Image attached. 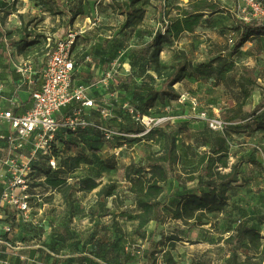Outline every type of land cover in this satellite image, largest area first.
<instances>
[{
    "label": "rangeland",
    "instance_id": "obj_1",
    "mask_svg": "<svg viewBox=\"0 0 264 264\" xmlns=\"http://www.w3.org/2000/svg\"><path fill=\"white\" fill-rule=\"evenodd\" d=\"M118 1L121 2L122 0H0V27H2L0 29H11L14 31L10 36L0 33V67L3 65L8 66L7 68L10 71V76L0 80V104L8 106V99L15 94L17 83L22 81V76L16 70L15 65L20 61L25 62L30 60L31 63L29 62L28 64H32L34 68L42 66L48 57L49 49H51L56 41L65 37L70 31L76 32L77 41L81 39L79 41L86 45L85 54L91 55L95 59L101 57L102 60H107V63L102 68L100 67L101 72L106 73L109 70H117V64H112V60L116 59L118 63H127V67L130 68L128 71L133 76H140V74H144L147 71L153 75H157L155 71L156 64L150 58L137 57L133 49H138V47L150 40L156 33L163 31L169 20L179 15L181 9L189 8L193 1L196 0H189L187 3L185 0H141L138 3V7L142 9L143 15L140 25L146 28V30H141L142 28L138 30H132L131 28L125 30L123 25L126 22L127 16L119 13ZM208 2L216 8L212 14H209L206 24L198 28V32L187 35L185 38L181 36L173 45L166 44L163 46L164 49L160 53V68L162 72L167 69L170 60L177 55V52L180 50L179 46L184 47L188 45L187 48L190 49L189 53L187 52L188 55H192L197 60L207 56V52H212L214 43L219 46L220 44L217 41L221 40V37L223 40L233 38V27L235 24L229 26L226 22L223 23V20L234 15L236 16L239 13L238 7L239 4L243 3L242 0H208ZM217 9L224 10L225 14H217ZM11 11H16V13L10 16L8 14ZM111 22L116 23L117 26L109 30L107 25ZM89 25L91 26L89 27ZM22 27L27 32L32 33L27 39L23 33L18 31ZM90 30L93 31L88 33ZM95 39L96 42H94ZM15 41H17L16 44ZM108 58L110 59L108 60ZM225 59L228 62L226 66H228L229 73L221 81L216 72H212V78L207 80V83L201 87L198 94H195L199 99V107H202V109H205L211 115L223 119L222 110L225 106L233 105L242 99V94L237 84L238 73L244 69H253V71L246 73L256 79L257 85L254 87L251 96L244 106V109L248 113L245 122L230 124L225 129L229 137L230 163L237 164L240 177L239 182L231 187L229 204L225 211L223 213H213L210 217L211 225L202 229L213 228L218 233H226V229L229 227L242 224L257 229L264 237V126L260 127V125L264 124V36L246 42L240 52L234 56H226ZM194 63L198 65L197 61H194ZM120 67H123L122 69L127 71L124 66ZM216 67L217 65L213 66L212 69H216ZM128 71L127 73H129ZM33 78L35 81L37 80L36 76ZM160 81V78L159 81H155L154 86L160 88ZM227 82L233 86L232 90L225 89ZM81 85L85 86L76 82V86ZM33 87L34 84H23L22 89L18 92L19 96L23 99L27 98ZM211 91H214V93H211ZM183 92L192 94L188 90H183ZM215 99L218 102L213 103ZM219 99L221 100L219 101ZM223 101H225L224 104L222 103ZM169 103L171 104V109L176 111V114L174 111L166 110L160 105L159 108L148 111L149 115L158 118L166 114L170 115L168 112L171 111V114H187L186 116L190 120L201 121L188 107L178 101H169ZM221 105L224 107L223 109L218 107ZM257 106L261 107L255 111V114H252L251 112ZM110 108L112 116L106 123L113 130H119V125L123 123L119 120V110L122 108H114L113 106H110ZM213 109L215 111L211 113ZM94 120L100 121V115L94 114ZM181 123L182 121L175 117L174 122L170 124V129L177 132ZM175 125H177V128ZM154 128H158V124H151L155 137L156 132ZM199 129L201 127L194 122L192 126L184 128L183 132L176 133L177 146L181 153L184 150L186 151V143H190V146H192L190 151L195 154L192 155L196 157L201 154L203 147H200L195 139ZM216 131L222 132L224 130ZM118 137L119 135L115 132V135L111 139H118ZM69 143L67 141L64 142L62 149L64 160L73 159L70 155L71 150L77 146L75 143ZM90 145L92 146V144ZM81 146L84 147L88 155L101 157L93 156L91 146H88V143ZM160 147L163 148L162 143ZM204 149L207 148L205 147ZM76 153L78 155V151ZM101 155L105 157V155ZM195 157H183L178 164L170 166L171 175L182 173V176L186 179L187 172L190 171L191 165L195 163ZM114 162H118L120 165L117 166L118 169L111 171H107L108 165H105L99 159L95 162V167L88 166V163L84 162L80 164L78 175L81 181L80 185H76L74 188L80 193L74 191L67 201L72 205L76 214L77 212L80 215H89L90 213L93 215L103 214V211L96 203L92 210L88 211L89 209L80 208L75 202L76 199L85 202L96 199V196L87 193V190L83 189L82 185L86 181L93 180L92 177L102 175L103 172H106V174H103L104 178L101 179L100 183L115 181L119 186L124 185V182H122L124 179L122 170L124 160L122 158L118 160L114 158ZM45 168L37 169L35 172L36 178H44V181H46L47 171H45ZM175 170L181 172L176 173L174 172ZM37 183L44 184L42 181ZM175 183L178 184L174 176H172L171 181L166 185L167 189L169 190V186ZM67 185L64 187L66 188ZM189 185L195 189V184ZM61 194L64 201V194ZM124 195L126 194L123 193ZM165 196L166 194L163 198ZM100 199L102 198L99 197ZM127 199L129 204L126 210H124V214H131L136 209L133 206L134 198L127 197ZM6 210L10 214L9 219L13 220V222H26L15 218L14 212L10 209ZM34 213L38 216L42 215V213L44 214L43 206L39 210L35 209ZM167 215H169L168 212L165 213V216ZM85 221H80L79 226L83 227V222ZM151 229H153V226H151ZM227 234H230V232ZM149 238L143 240V255L146 256V252L151 250L153 257H157L155 256V252H152L156 247L155 243L157 240L149 243ZM171 244L175 245L176 243L172 242ZM237 252V259L244 264H264V238L262 239V245L258 249L254 247L246 250L237 248Z\"/></svg>",
    "mask_w": 264,
    "mask_h": 264
},
{
    "label": "crops",
    "instance_id": "obj_2",
    "mask_svg": "<svg viewBox=\"0 0 264 264\" xmlns=\"http://www.w3.org/2000/svg\"><path fill=\"white\" fill-rule=\"evenodd\" d=\"M15 13L16 11H11L8 15L11 16ZM217 14L223 15L225 12H218ZM225 22L229 26L236 25L233 17L226 18L223 20V23ZM116 26L117 24L114 22L107 25L109 30L114 29L113 27ZM123 26L125 30L130 28L132 30H138L139 28L146 30L140 24L127 27L124 23ZM91 31L93 30L88 31V33ZM196 32H198V29L195 32L186 31L182 36L185 38L187 35L195 34ZM233 33H235V30H233ZM79 40L81 39H78L74 48L76 69L73 75V84L76 85L77 82L85 86H91L96 84L102 77V74H105L101 72L100 67L102 68L107 63V60H102L101 57L95 59L91 55L85 54L86 45ZM94 42H96V39ZM217 42L220 45L217 46L214 43L212 52H207V56L197 60L192 55L189 58L193 62L197 61L200 63L209 62L218 56H226L227 47L232 43V39L223 40L221 37V40ZM187 46H179L178 48L184 49L189 53L190 49ZM112 61V64H117L118 69L115 70L116 73L111 85L108 88L93 86V94L97 97L108 98L109 103L114 108L123 109L119 110L120 116L118 115L119 120L123 123L119 125V130L114 129L116 134L119 135L118 139L107 140L95 129H89V131L81 130L79 132H63L61 138L64 142L76 143V148L71 150L70 155L72 157L77 156L76 151L78 153L79 150L85 151L81 145L88 143V146H91L90 144H92V148L90 147L92 154L101 157H96L93 163H88V166L91 167H95V162L99 159L105 165H108L107 171L118 169L117 166L120 163H115L114 158L116 160L122 158L124 160L122 167L124 178L122 182H124V185L119 186L117 184L115 195L99 200L97 192L106 184V182L100 183L101 179L104 178L103 174H106V172H103L98 177H92L100 185L92 191H87V193L94 194L96 199L86 202L76 199L75 204L80 208H87L90 211L96 203L103 211L101 215H93L91 213L89 215H80L78 212L76 214L72 205L65 200L63 201L62 194L58 188L52 186L45 188L49 192V195L46 197L47 202L43 205L45 213L39 216L35 214L33 220L24 223H19L20 221L13 222V220L9 219L10 214L7 213L8 211L0 209L1 230L3 231L7 224L11 225L12 228L4 236L7 241L11 242L12 247H9L5 243H0V264H168L165 260V253L167 251H170L174 257V264H229L234 251L232 245L226 241L229 234H227L228 232L218 233L213 228L203 230L202 228L211 225V221L201 226H191L184 224L182 220L175 219L169 214L159 222L151 221L146 227L148 231L147 238H142L135 232L138 222L132 219V216L138 212L135 200L133 201V206L136 208L135 211L131 214H124V210H126L129 204L127 197L134 198L133 194L129 191L130 182L125 177L126 166L133 161L145 163L148 154L159 151L162 148L160 147L161 142L157 141V135L154 137L153 134H149L148 132L143 133L142 131L137 133L125 129L131 122L133 127L134 123L136 124L131 114V110L135 109L132 94L137 87L143 88L142 85H139L142 82L143 74L133 76L128 71L130 68L127 67V63H118L116 59ZM215 65H217V62L213 63V66ZM119 66H124L129 73L124 71L123 67L119 68ZM213 66L207 67L205 70L202 69V71L196 72L193 76L185 78L176 84V88L180 91L188 90L193 94H198V91L207 83V80L212 78V71L215 70L212 69ZM228 73V71L224 70L218 73V75L222 79ZM157 81H159L158 78ZM226 86L228 87H225L227 90L233 89V86L228 84V82ZM211 93H214V91H211ZM27 98L30 99L29 95ZM27 98H21V100L26 101ZM216 102L218 100H213V103ZM222 103L224 104L225 101ZM160 104L157 102L153 109L159 108ZM161 106L166 110L174 111L171 109L169 101L161 104ZM218 107L220 109L224 108L222 105ZM214 111L215 109L211 113H214ZM174 112L176 114V111ZM168 113L171 114V111ZM175 114H171V124L176 117L182 122L187 121L189 127L194 122L201 128L207 126L202 121L190 120L186 116L187 114ZM101 154L105 155V157ZM189 156L191 154L182 153V157L184 158ZM174 172L181 171L175 170ZM189 184H185L184 178H182L180 183L170 186L169 190L166 189L164 192L166 193L164 202L176 207L181 197L191 188ZM76 193L80 192L77 191ZM123 193L126 195L123 196ZM82 220L86 221L83 222L84 226L80 227L79 222ZM151 226H153V229H151ZM148 237H150L149 243L157 240L155 243L156 247L152 251L155 252V256L157 257H153L151 250L146 252V256L143 255V240H147ZM172 242L176 244L173 245L171 244Z\"/></svg>",
    "mask_w": 264,
    "mask_h": 264
},
{
    "label": "trees",
    "instance_id": "obj_3",
    "mask_svg": "<svg viewBox=\"0 0 264 264\" xmlns=\"http://www.w3.org/2000/svg\"><path fill=\"white\" fill-rule=\"evenodd\" d=\"M139 2L141 0L118 1L119 13L127 16L125 26H134L142 22L143 15L142 9L138 7ZM215 8L208 0L193 1L189 8L181 9L179 15L169 20L163 31L156 33L150 40L138 47V49H133L137 57L150 58L156 64L155 71L157 77L147 71L143 74L142 82L139 84L143 88L137 87L133 91L132 101L134 102V111L136 113L131 114L136 124L134 123L133 127L132 122L129 123L125 127L127 131L139 133L147 129L145 124L135 119V114L138 113L141 116L149 115L148 111L153 110L157 102L163 104L167 101H178L181 91L176 88V84L187 77L193 76L196 72L202 71V69L205 70L207 67L213 66L214 62H217V70L215 69L212 72H216V75L224 70L228 71L226 56L236 55L242 50L246 42L264 36V20L252 19L250 22H245L234 15L233 18L236 25L233 28L235 33L232 43L227 47L226 56H218L209 62H200L196 65L189 58L188 53L184 49H180L177 55L170 60L167 69L162 72L160 68V53L163 50V46L166 44L173 45L184 32H195L203 24H206L209 14H212ZM216 11L223 12L224 10L217 9ZM18 31L23 33L26 39L32 34L27 32L23 27L18 29ZM0 33L10 36L14 31L11 29H0ZM16 43L17 41H15ZM47 58L42 65L45 64ZM7 67L4 65L0 67V80L10 76V71ZM250 71H253V69H244L238 73L237 84L242 94V99L222 110L223 120L227 122H245L248 113L244 109V106L251 96L254 87L257 85L256 79L246 73ZM157 78L161 79L159 83L160 88L154 86ZM95 97L97 99L101 98ZM28 100L27 98L26 102ZM110 106L112 105L109 103ZM260 107L257 106L251 113L255 114V111ZM96 113L99 114V111L93 110L91 117L93 120ZM254 118L256 119L255 116ZM171 122L172 120L165 121L158 124V128H154L158 136L157 141L162 143L163 148L148 154L145 163L133 161L125 169V177L130 182L129 191L134 196L138 210L132 216V219L138 222L135 232L142 238H147V225L153 220L159 222L165 219L166 212L171 214L173 218L182 220L186 225L201 226L208 223L213 213H223L225 211L229 204L231 187L236 185L240 179L237 164L230 163L229 137L227 131H225L226 128L224 131L219 132L208 125L199 129L195 138L199 146L203 147L200 155L195 157V154L190 151L192 148L190 143H186L185 145L186 151L184 150V153H189L193 158L195 157V163L191 165L190 171L187 172V178L185 179L182 173L177 172L176 175H171L170 166H175L183 159L182 153L178 150L176 133L183 132L184 128L189 127L188 122L184 121L180 124V127L177 129L178 131L175 132L170 129ZM263 126L264 124L260 125V127ZM175 127L177 128V125ZM84 131H89V129ZM148 133L153 134V130L150 128ZM205 147L207 149H204ZM71 158L73 159L63 160V163L68 164L74 170L79 169L82 162L93 163L96 159V157L88 155L83 150H79L78 155ZM45 171H47L46 183L58 188L64 194L65 200L68 201L75 191V185L68 184L65 188L64 186L67 183L65 179L60 177L58 171H50L48 169ZM172 176H174V179L178 183L184 178L185 184H195V189L192 187L188 189L176 207L165 203V197L163 198L166 194L164 193L167 189L166 185L171 181ZM80 181L77 185H80ZM99 185L100 183L93 179L86 181L82 185V188L92 191L99 187ZM116 191L117 183L109 182L104 184L97 194L103 199L115 195ZM226 232H230L226 241L232 245L234 250L229 264H244L237 259V248L246 250L254 247L258 249L262 245V239L264 238L257 229L242 224L235 227L231 226L226 229ZM165 260L168 264L175 263V259L170 251L165 253Z\"/></svg>",
    "mask_w": 264,
    "mask_h": 264
},
{
    "label": "built area",
    "instance_id": "obj_4",
    "mask_svg": "<svg viewBox=\"0 0 264 264\" xmlns=\"http://www.w3.org/2000/svg\"><path fill=\"white\" fill-rule=\"evenodd\" d=\"M189 0H185L187 3ZM238 18L245 22L252 19L264 20V0H242ZM77 33L70 31L56 41L48 52V58L40 68H34L30 60L17 63L16 70L22 76L15 94L8 99V106L0 104V209H10L15 218L30 221L35 218V209L45 205L51 187L44 178H36L39 168L58 171L67 184L77 185L79 169H71L63 163L64 141L61 134L69 131L95 129L110 140L115 131L106 123L112 116L108 98L97 99L93 86L108 88L115 71H107L96 84L76 86L73 75L76 69L74 48ZM30 72V73H26ZM37 77V80L33 77ZM34 84L29 92L28 102L21 100L19 91L23 84ZM178 102L186 105L195 116L215 130H224L230 124L218 116L211 115L199 107L195 94L181 91ZM93 110L99 111L100 121L93 120ZM132 113H136L134 109ZM135 119L146 125L172 120L171 115L155 118L135 114ZM118 153V152H117ZM71 169V170H70ZM39 181L44 184L37 183ZM11 225L0 228V243L12 247L4 236L11 231Z\"/></svg>",
    "mask_w": 264,
    "mask_h": 264
}]
</instances>
